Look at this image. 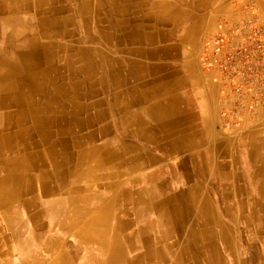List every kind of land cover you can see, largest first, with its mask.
Returning <instances> with one entry per match:
<instances>
[{
	"label": "bare ground",
	"instance_id": "6f19581e",
	"mask_svg": "<svg viewBox=\"0 0 264 264\" xmlns=\"http://www.w3.org/2000/svg\"><path fill=\"white\" fill-rule=\"evenodd\" d=\"M162 1L61 0L53 13L69 9L83 43L75 53L53 46L46 63L38 54L44 25L53 23L15 30L0 21V42L17 54L0 49V264H249L236 233L252 235L264 263V143H237L208 126L203 135L187 132L173 91H197L186 67L178 73L160 62L170 52L158 46L156 20L176 15L161 13ZM39 79L42 90L30 100L13 98L14 88ZM41 96L45 119L35 118ZM33 132L45 139L27 140ZM165 151L180 160L164 162Z\"/></svg>",
	"mask_w": 264,
	"mask_h": 264
},
{
	"label": "crops",
	"instance_id": "0c3cea01",
	"mask_svg": "<svg viewBox=\"0 0 264 264\" xmlns=\"http://www.w3.org/2000/svg\"><path fill=\"white\" fill-rule=\"evenodd\" d=\"M215 1L218 2V0H193L191 1L193 5L190 6L189 0L187 1V10H183L179 6L165 10L161 6L159 9L161 13L173 9L176 15L173 19L160 17L156 20L158 21L156 30L164 35L158 46H166L170 52L160 62L167 64L170 71L178 73L181 72V68L186 67L189 72L188 76L193 78V89L197 91L196 95L193 96V93L188 94L180 87L175 88L173 91V96L180 108L179 111L183 109L186 114V116L181 115V117L187 124V132L193 135H203L207 131L206 126H208L209 132L222 137L221 132L215 127V121L220 119L218 117V110L220 109V111L229 112L227 115L225 114V121H231V116L233 113L235 114L238 122L232 127L231 131H234L232 134L235 133L239 140L250 136L254 137L255 144L264 143V48L261 51L254 52L246 62L235 60L226 72L212 70L202 73L198 68L195 55H189L190 60L185 64L180 59L184 57L181 54L183 43H190L194 47L205 33L215 30L214 14L211 13V9L208 12L209 5L211 6ZM145 7L147 9V6ZM142 9L146 11L145 8ZM234 18H236V14H234ZM257 23L264 26V17L258 15ZM142 24L151 27L154 22L145 20ZM153 30L155 29L147 28L145 31L150 32ZM228 40L231 43L238 41L235 36L230 37ZM127 46L131 48L132 44L127 43ZM139 47L146 50L153 47V45L141 42ZM203 124L205 128H203ZM224 139H232V137ZM261 151L264 152V149ZM212 152L210 158H213L214 161L217 159V162H219L217 152ZM161 157L164 162L170 163L173 160L176 163V156L174 157L169 151L161 152ZM201 158L196 157V160ZM181 159L185 160L186 158L182 157ZM245 165L246 163L242 162L241 166ZM144 168L147 170L148 167ZM243 178V183L251 184V178L248 180L244 173ZM252 200L255 202L254 197Z\"/></svg>",
	"mask_w": 264,
	"mask_h": 264
},
{
	"label": "rangeland",
	"instance_id": "374dc122",
	"mask_svg": "<svg viewBox=\"0 0 264 264\" xmlns=\"http://www.w3.org/2000/svg\"><path fill=\"white\" fill-rule=\"evenodd\" d=\"M187 1L189 0H163L161 6L163 7L162 9H165V10L171 7H175V6H179V8L183 10H187V6H188ZM191 1L193 0H190V3ZM0 4H4V6L7 7V8H4L6 10V13L3 12L0 14V21L2 19H7L6 21L8 22L7 24H13V28L15 30L16 29L17 30L27 29L32 23L34 24L36 22H38V24H35L34 25L35 27H38L39 24L43 25V23H49V22L53 23L50 26L44 25V28L42 27L44 37L42 38L43 40L41 43H43L44 46H43L42 52L38 54V58H39L38 61L40 62L46 63L47 60H51V58H53L55 54L54 50L56 49L53 46L55 45L61 44L65 46L67 50H70L71 52L75 53L74 44L83 43V40L80 37V33L78 34L77 22L75 19L72 18L71 16L72 13L69 11V9L64 8V10L62 9V11L60 12L53 13V10H52L53 8L62 6L63 2H61V0H0ZM192 5L193 3L190 4V6ZM143 7L146 9L145 6ZM208 8H209L208 12L211 9V13H213L215 17V21H214L215 27H216L215 30L213 32L205 33L203 37L201 38V40L199 41V43L194 47L190 43H187V42L183 43L181 54L184 55V57L180 58L181 61L185 64V63H188V61L190 60L189 55L190 56L195 55L196 60L198 62V68L202 73L208 72L206 69L202 67L200 57L202 55L204 41L209 35L217 31H222L223 34L227 36V39H229L230 37H234V33H235L234 30L236 28H241L245 26H248L251 28H258L264 31V26H261L260 24L257 23L258 15H261L262 17H264V0H218V2L215 1V3H212L211 6L209 5ZM10 14H14L16 17L19 18L18 23H13L10 20V18H13L12 16H10ZM234 14H236V18H234ZM27 17H30V20L27 21ZM5 25L1 26V31L3 33H5L3 30ZM64 29L74 30L75 34H72V37H69L65 39L64 41L60 37L58 38L54 37V34L62 32ZM5 30L11 31L8 27H5ZM33 35L35 34H32V35L27 34L28 39H33L34 37ZM35 47L37 49L40 48L41 47L40 43L35 44ZM31 48H32V45H31ZM0 49H4V50H7L13 53V49H10L9 47L8 48L4 47L1 42H0ZM16 55L10 57L11 63H16L18 61ZM26 58H29V56H27ZM33 61L35 62L37 61V59L33 58ZM56 67H57L56 62L53 61L51 63V66H47V70L56 69ZM27 70L29 73L36 69L32 67H27ZM45 71L46 69L41 68V69H37L36 72H39L40 77L42 78L46 74ZM56 73L59 74V71ZM19 74L24 76L26 74V71L23 69L19 72ZM77 80H83V77L80 75ZM77 80H73L72 82H76ZM42 83H43L42 79H39L34 84L27 85L25 89L14 88V90L12 91V96L14 99L15 97L19 98L20 96H22L23 99L30 100L33 97L32 93L35 91H38ZM40 90H42V88ZM24 95L27 97V99L24 97ZM43 98L44 96H41L40 104L37 107V108L42 107L41 108L42 114L36 116L35 118L40 117V118L45 119L46 117L45 111L42 110L43 109L42 105H43V100H44ZM7 111L9 113H12L13 109L11 111V108H8ZM228 113L229 112L227 111H222V110L220 111V109L218 110V117L220 119L215 121V127L221 132V134L223 135L222 136L223 138L232 137L231 141H236V140L238 141L239 138L236 137L235 133L232 134V132L234 131H231L232 127H234L237 124L238 119L233 113V115L231 116L232 120L230 119L231 121H225V118H226L225 114L227 115ZM13 117H15L14 113H13ZM28 127L29 126L24 125V128L27 129ZM14 128H12L11 131ZM30 134H31L30 136H27L26 138L27 140H30L31 138H33V140L39 139L43 141V138L45 139V137H43L44 134L40 132H36V134L35 132H33ZM54 135H56L57 138H62V137L75 138L74 136L72 137V135H69V134L66 135L64 133H59V132H57ZM42 147L44 148V145H42ZM43 148H38L36 150L41 151ZM33 153L39 154L41 152H38V153L33 152ZM179 157L180 156H176L175 158L176 162L179 160ZM0 176H1V173H0ZM4 225H5V218L0 217V227H3ZM4 235L9 239L13 237V234L10 231H5ZM235 235L238 236L237 240L242 247L241 249L242 251L241 250L240 251L242 253L243 259L245 260V263L248 262L249 264H264L263 262H261L262 260L260 259V256L259 255L257 256V253L259 254L260 245L257 244L256 241H254V239L252 238V235L248 233H243V234L236 233ZM63 244L67 246L65 242H63ZM137 253H138L137 251H133L131 252V256ZM253 260L255 261V263Z\"/></svg>",
	"mask_w": 264,
	"mask_h": 264
},
{
	"label": "built area",
	"instance_id": "2783aa9c",
	"mask_svg": "<svg viewBox=\"0 0 264 264\" xmlns=\"http://www.w3.org/2000/svg\"><path fill=\"white\" fill-rule=\"evenodd\" d=\"M236 43L228 41L222 31L209 35L203 44L201 65L207 71L226 72L235 60L246 62L256 51L264 48V31L248 26L236 28Z\"/></svg>",
	"mask_w": 264,
	"mask_h": 264
}]
</instances>
